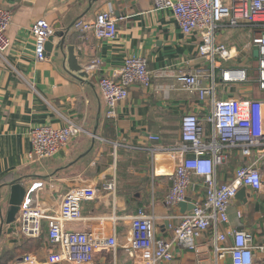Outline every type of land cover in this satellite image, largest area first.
<instances>
[{"label": "crops", "instance_id": "crops-1", "mask_svg": "<svg viewBox=\"0 0 264 264\" xmlns=\"http://www.w3.org/2000/svg\"><path fill=\"white\" fill-rule=\"evenodd\" d=\"M0 5L12 16L6 32L10 47L0 58V264H25V257L32 261L27 264H48L49 255L57 251L48 241L46 220L40 237L33 239L18 237L14 223H2L8 208L9 185L16 180L24 183L27 192L33 185L41 184L30 192L29 198L42 205L47 216L58 213L69 191L94 188L96 197L80 203L81 220L65 223V229L90 234L101 242L115 236L116 251H95L94 264H138V256L130 255L128 249L131 218L139 211L154 217L155 237L168 239L181 215L179 208L165 204L175 161L162 154L153 159L147 149L175 145L184 115L195 114L204 119L211 110L209 102H202L195 92L185 90L175 77L198 71L204 86L213 79L217 100L264 102V91L253 89L256 81L249 76L253 64L259 62L252 46L256 32L248 26L220 28L217 42L230 54L227 60L215 57L212 70L210 61L198 58L197 35H184L171 11L156 10L152 0H0ZM109 9L117 20L114 40L99 41L91 33L80 34L74 28L76 21L92 22L97 13ZM39 19L50 24L53 46L59 35L73 25L68 38L82 48L83 55L77 60L86 77L70 74L61 59L55 58L54 47L49 56L45 51L43 61L36 59L30 28ZM129 56L146 59L152 72V87H131L129 97L117 106L116 116L107 119L98 80L111 76ZM96 59L100 61L98 66L92 64ZM230 69L246 72L244 81L234 83L240 84L239 89L230 90L232 83L221 79L222 71ZM217 79L222 86L220 91ZM65 120L87 133L72 139L50 158L29 160L31 131L38 126L61 128L66 125ZM204 129L210 133L208 124ZM149 135L158 136L160 142L149 143ZM109 142L124 147L117 149L115 162ZM235 167L229 161L219 170L218 181L231 178ZM108 183H114L113 192L105 189ZM245 190L246 201L234 200L228 210V225L217 230L237 228L250 234L254 245H264V191ZM196 191L200 195L201 187ZM188 194L191 200L193 193ZM237 212L242 214L241 219ZM212 242L213 232L209 230L198 241L199 257L174 247L173 259L158 264L229 263L228 256L217 260ZM254 259V264H264L258 253Z\"/></svg>", "mask_w": 264, "mask_h": 264}, {"label": "built area", "instance_id": "built-area-1", "mask_svg": "<svg viewBox=\"0 0 264 264\" xmlns=\"http://www.w3.org/2000/svg\"><path fill=\"white\" fill-rule=\"evenodd\" d=\"M156 10L171 11L184 35H197L199 39L198 58L210 61L212 70L215 57L229 58V51L217 42V32L222 27L238 28L248 26L256 32L252 46L258 52V87L264 91V0H152ZM10 11L0 5V58L10 47L6 34L11 23ZM117 20L109 9L97 13L92 22L76 21L78 33H91L99 41H111L117 36ZM35 42V56L38 61L45 59V44L52 36V28L44 19L36 20L30 28ZM92 64L99 65L98 59ZM213 77V74L212 76ZM198 72L182 73L175 77L185 90L195 92L202 102H209L210 113L204 119L195 114H186L180 123V139L170 147L147 149L154 159L157 155H168L175 161L170 187L165 196L169 208L178 209L180 203H190L194 209L180 215L178 224L172 228L168 239L155 237L154 217L139 211L131 218L132 235L129 243L130 255H137L138 264L170 262L174 257L173 248L193 252L199 257L198 241L203 234L212 230V247L217 260L229 257L227 264H254L258 253L264 263V245H254L252 236L237 228H226L218 232L219 226H227L228 210L237 192L244 188L253 192L264 191V102L256 99L229 98L217 100L215 85L202 83ZM244 70H223L221 79L225 83L244 81ZM138 86L144 90L152 87V72L146 59L129 56L111 76L100 77L98 87L106 107V118L116 116L117 106L129 97V89ZM61 128L38 126L31 131V151L28 159L39 161L54 156L61 148L81 134L87 133L76 123L65 120ZM210 126L206 134L204 125ZM149 143L160 142L158 136L149 135ZM101 142H105L101 140ZM112 148L113 161L116 151L122 146L108 143ZM124 148V147H122ZM128 148V147H126ZM231 158L236 167L227 181L219 182V170ZM41 184H35L27 192L15 219V232L20 238H38L42 223L47 221V238L57 251L50 254L48 264H94V252L102 248L116 251V238L105 242L94 239L84 232L65 229V223L81 220L80 203L96 197L94 188H76L63 198L58 213L47 216L46 209L31 202L30 192ZM197 187L202 193L198 195ZM107 191L114 190V183L105 185ZM193 193L191 200L188 192ZM189 199V200H188ZM241 219L242 214L236 213ZM230 241L229 246L226 242ZM22 262L31 263L25 257ZM137 264V263H131ZM197 264H202L201 261Z\"/></svg>", "mask_w": 264, "mask_h": 264}, {"label": "water", "instance_id": "water-1", "mask_svg": "<svg viewBox=\"0 0 264 264\" xmlns=\"http://www.w3.org/2000/svg\"><path fill=\"white\" fill-rule=\"evenodd\" d=\"M75 24V23H74ZM73 24V25H74ZM71 25L66 29L65 32L60 34V39L58 43L53 46V37H49L48 41L45 44V51H48L49 56L51 53L52 48L55 49V58H60L61 62L64 65L67 66V69L70 74L75 73L78 78H84L86 77V73L78 63L77 58H80L83 55L82 48L77 46L73 41H70V38H68V33L70 29L72 28ZM258 55V52L255 51V56ZM245 189H240L236 196V201H246L245 197ZM27 194L26 187L24 183L21 180H16L9 185V199H8V208L6 212L5 219L2 221V223H5L7 225H11L15 222L16 215L19 211V207L21 206L25 196ZM194 209V206L190 203H180L179 204V213L181 215L185 214L186 212H189ZM10 231V230H9Z\"/></svg>", "mask_w": 264, "mask_h": 264}, {"label": "rangeland", "instance_id": "rangeland-1", "mask_svg": "<svg viewBox=\"0 0 264 264\" xmlns=\"http://www.w3.org/2000/svg\"><path fill=\"white\" fill-rule=\"evenodd\" d=\"M249 76H250V79L252 80V81H256L255 83H256V85L255 84H253L252 85V88L253 89H257V87H258V62L256 61V63H254L253 64V67H251V71H250V74H249ZM238 86H240V84H238V83H236V84H234V83H232V84H230V86L228 87L230 90L232 89V90H234V89H239V87ZM221 85L219 84V80L217 79V89L220 91V90H222L221 89ZM228 89V90H229ZM259 89V88H258ZM252 90V89H251ZM264 94V93H263ZM250 206H251V204H250Z\"/></svg>", "mask_w": 264, "mask_h": 264}, {"label": "trees", "instance_id": "trees-1", "mask_svg": "<svg viewBox=\"0 0 264 264\" xmlns=\"http://www.w3.org/2000/svg\"><path fill=\"white\" fill-rule=\"evenodd\" d=\"M234 163L236 164V160H235V158H231V160H230V164L233 165ZM30 239H31V238H30ZM26 243H28V242H26Z\"/></svg>", "mask_w": 264, "mask_h": 264}]
</instances>
